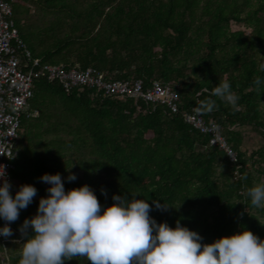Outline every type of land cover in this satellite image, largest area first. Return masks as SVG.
Instances as JSON below:
<instances>
[{
  "label": "trees",
  "instance_id": "1",
  "mask_svg": "<svg viewBox=\"0 0 264 264\" xmlns=\"http://www.w3.org/2000/svg\"><path fill=\"white\" fill-rule=\"evenodd\" d=\"M10 2L21 39L43 63L95 67L106 79L141 80L145 90L154 79L169 83L179 110L139 101L138 111L133 98L95 87L66 90L57 80L37 78L32 114L23 115L14 147L11 191L33 183L38 192L9 222V264L22 258L25 218L49 194L50 185L40 179L45 172H60L66 190L90 184L104 206L115 203L114 194L131 199L137 192L152 204L157 222L175 227L179 219L203 242L242 226L264 239V206L253 205L248 193L264 182V0ZM222 80L231 81L238 108L214 95ZM184 111L219 124L237 161L211 144ZM246 131L262 142L247 147ZM71 173L77 179H67ZM157 201L170 206L157 207ZM64 264L93 262L78 256Z\"/></svg>",
  "mask_w": 264,
  "mask_h": 264
},
{
  "label": "clouds",
  "instance_id": "2",
  "mask_svg": "<svg viewBox=\"0 0 264 264\" xmlns=\"http://www.w3.org/2000/svg\"><path fill=\"white\" fill-rule=\"evenodd\" d=\"M213 92L234 109L239 107L231 81L222 80ZM214 105L212 101L207 107L211 110ZM0 178V218L12 222L33 202L38 188L23 183L13 195L4 166ZM40 179L50 185L49 194L40 197L36 214L21 226L26 238L19 264H64L78 256L93 264H264V239L250 228L242 226L240 231L203 242L200 232L179 219L175 227L157 222L150 215L152 204L138 198L137 192H131V199L114 194L115 203L104 206L88 183L66 190L60 172H45ZM67 179L77 176L71 173ZM248 193L253 205L264 206V182L255 183ZM156 203L164 209L170 206ZM12 233L10 223L0 226V234Z\"/></svg>",
  "mask_w": 264,
  "mask_h": 264
},
{
  "label": "built area",
  "instance_id": "3",
  "mask_svg": "<svg viewBox=\"0 0 264 264\" xmlns=\"http://www.w3.org/2000/svg\"><path fill=\"white\" fill-rule=\"evenodd\" d=\"M12 11L10 0H0V171L4 166L6 178L11 183L15 169L14 147L21 136L22 117L24 114H32L30 99L33 86L41 76L57 80L66 90L73 87H95L110 96L133 98L138 111H143L139 101L162 104L173 112L179 110L178 94L169 83L154 79L145 90L141 80L106 79L95 67L67 69L63 64L43 63L21 39ZM183 115L195 128L209 134L211 144L223 149L232 161H237L236 152L231 148L219 124L208 123L200 114L191 111H184ZM2 182L3 178H0V183ZM5 223L9 222L0 218V226ZM7 240L6 236L0 234V264H9L5 249Z\"/></svg>",
  "mask_w": 264,
  "mask_h": 264
},
{
  "label": "rangeland",
  "instance_id": "4",
  "mask_svg": "<svg viewBox=\"0 0 264 264\" xmlns=\"http://www.w3.org/2000/svg\"><path fill=\"white\" fill-rule=\"evenodd\" d=\"M239 26L238 25H235L233 24V28L234 29H237ZM247 135H246V143L245 145L247 147H252V146H255L257 145L258 141L262 142L261 140H259L255 135H253L250 131H246ZM15 189H19L18 186H15Z\"/></svg>",
  "mask_w": 264,
  "mask_h": 264
}]
</instances>
